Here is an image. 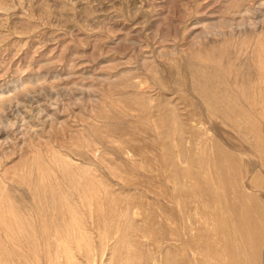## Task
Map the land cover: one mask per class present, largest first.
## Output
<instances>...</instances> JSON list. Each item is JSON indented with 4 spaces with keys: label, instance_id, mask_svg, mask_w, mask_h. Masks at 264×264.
I'll use <instances>...</instances> for the list:
<instances>
[{
    "label": "rangeland",
    "instance_id": "obj_1",
    "mask_svg": "<svg viewBox=\"0 0 264 264\" xmlns=\"http://www.w3.org/2000/svg\"><path fill=\"white\" fill-rule=\"evenodd\" d=\"M0 264H264V0H0Z\"/></svg>",
    "mask_w": 264,
    "mask_h": 264
},
{
    "label": "bare ground",
    "instance_id": "obj_2",
    "mask_svg": "<svg viewBox=\"0 0 264 264\" xmlns=\"http://www.w3.org/2000/svg\"><path fill=\"white\" fill-rule=\"evenodd\" d=\"M203 96L205 97L206 95L205 94H203ZM217 217H218V215H217ZM13 218H14V216H13ZM218 219V218H217ZM222 223V222H221ZM225 223V222H224ZM224 225V224H223ZM61 242V241H60ZM63 242V241H62ZM62 244V243H61ZM75 244V243H74ZM58 246V245H57ZM63 246V245H62ZM64 246H65V244H64ZM67 246V245H66ZM73 246V245H72ZM76 246V245H75ZM63 248V247H62ZM62 248H61V251H62ZM69 249H70V247H68ZM68 249V250H69ZM63 250H65V249H63ZM66 250H67V248H66ZM69 252V251H68ZM62 253V252H61ZM65 253V252H64ZM67 253V252H66ZM66 255V254H65Z\"/></svg>",
    "mask_w": 264,
    "mask_h": 264
}]
</instances>
